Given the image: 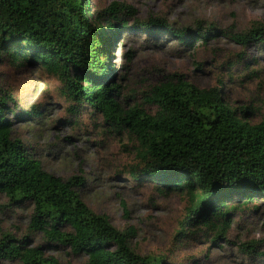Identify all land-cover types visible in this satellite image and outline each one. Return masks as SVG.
I'll return each instance as SVG.
<instances>
[{"label": "trees", "instance_id": "obj_1", "mask_svg": "<svg viewBox=\"0 0 264 264\" xmlns=\"http://www.w3.org/2000/svg\"><path fill=\"white\" fill-rule=\"evenodd\" d=\"M134 14L132 6L118 1L93 11L89 0H0V58L40 65L60 80L66 99L130 134L135 164L127 176L138 185L154 181L161 193L185 198L177 234L225 238L233 214L257 209L256 200L264 198V117L250 123L244 117L250 106L232 108L221 86L201 88L181 73L151 87L153 113L140 106L124 108L110 59L118 36L134 28L127 27ZM137 22L147 32L166 26L158 18ZM170 33L189 49L199 40L206 44L223 35L242 46L264 44V23L258 21L243 33L201 21ZM233 66H227L229 78ZM254 72L248 70L244 77ZM15 113V99L1 93L0 194L11 204L32 205L33 213L25 237L0 231V258L18 264H63L44 256V247H51L84 255L82 264H169L164 255L135 251L133 226L118 229L107 215L86 204L83 176L63 179L44 170L22 140L12 136L9 115ZM120 204L127 214L125 201ZM34 233H41L43 244L30 242Z\"/></svg>", "mask_w": 264, "mask_h": 264}, {"label": "rangeland", "instance_id": "obj_2", "mask_svg": "<svg viewBox=\"0 0 264 264\" xmlns=\"http://www.w3.org/2000/svg\"><path fill=\"white\" fill-rule=\"evenodd\" d=\"M89 1L93 11L113 1L135 9L127 23L134 28L118 36L110 59L124 108L140 106L153 113L156 107L149 101L151 87L171 73H181L201 88L221 86L232 108L250 106L251 113L244 116L250 123L264 117V44L242 46L223 35L206 44L199 40L189 49L170 33V29L194 28L198 21L243 33L255 21L264 23V0ZM156 18L166 22L163 31L138 28L137 21ZM231 62L235 66L229 78L227 66ZM248 70L256 72L244 77ZM61 86L56 76L36 63L22 66L6 56L0 58V94L12 95L17 112L9 115L12 136L22 140L44 170L63 179L83 176V200L96 213L107 215L116 228L133 226L136 235L131 246L136 252L164 255L169 264H264V198L256 200L257 209L233 214L225 238L212 241L211 234L203 232L186 237L177 234L185 213L184 196L161 193L154 181L142 185L132 181L126 171L135 164L133 137L115 130L91 108L74 105ZM32 213V205L11 204L0 194L1 232L25 237ZM29 239L34 245L44 243L41 233ZM44 256H53L63 264H82L86 259L68 249L51 247H44ZM0 264L18 263L0 258Z\"/></svg>", "mask_w": 264, "mask_h": 264}]
</instances>
